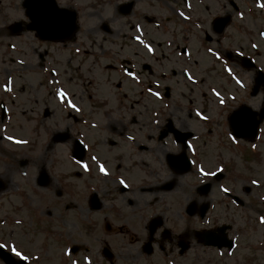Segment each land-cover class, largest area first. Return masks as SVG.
<instances>
[{
	"label": "flooded vegetation",
	"instance_id": "1",
	"mask_svg": "<svg viewBox=\"0 0 264 264\" xmlns=\"http://www.w3.org/2000/svg\"><path fill=\"white\" fill-rule=\"evenodd\" d=\"M1 1L0 35L21 37L10 16L14 8L15 21H26L22 0ZM151 1L161 5L122 0L133 21L119 16L121 60L138 57L130 36L138 27L141 84L124 93L88 84L71 96L75 113L53 108L55 94L40 81L30 91L44 93L19 112L35 124L31 133H5L25 143L0 130V264L3 250L19 264L13 248L24 264H264V173L252 170L249 141L234 139L228 124L254 85L253 75L244 91L242 58L256 62L264 0ZM99 30L111 33L103 22ZM35 44L28 66L44 69L47 42ZM214 64L238 69L228 77L235 93L224 80L217 110L204 97L166 96L161 70ZM215 113L223 130L211 126ZM4 121L0 109V128Z\"/></svg>",
	"mask_w": 264,
	"mask_h": 264
},
{
	"label": "rangeland",
	"instance_id": "2",
	"mask_svg": "<svg viewBox=\"0 0 264 264\" xmlns=\"http://www.w3.org/2000/svg\"><path fill=\"white\" fill-rule=\"evenodd\" d=\"M11 1L19 4V0H6L1 1L2 3H7ZM61 4L65 5H74L77 9L79 18V30L77 32V40L66 44L64 48L48 44L49 53L48 57V68L52 71V75H47V80L51 81V88L55 90L57 87L63 91H72L75 93V97L79 90L87 89L88 82L94 80L97 84L95 88H111L113 86H120L123 88V93L126 86L133 87L135 84L133 81L128 80L123 74V72L116 65V62L113 61V56L118 60L124 53L123 50L119 47L121 43L122 31H121V20H118L117 17L110 15L113 12V6L120 2L121 0H58ZM150 4L161 5L160 2H154L150 0ZM147 12L146 9H139L138 12ZM113 17V19H111ZM20 17L16 16L14 8L12 10V15L10 20L15 21L19 20ZM9 20V21H10ZM103 22L111 28L110 34H104L99 30V24ZM0 29V33H1ZM7 38H4L0 35V85L1 84H11V86L23 85L22 90H29L31 88H39V81H43L42 75H38V68H34V74L29 73L31 69H20L18 66L14 65V57L11 50L15 49L19 44L12 42L11 50L7 53H4V48L2 45L7 43ZM33 43V39H27L26 37L18 40V42L27 41ZM262 45V43H261ZM116 51H119V56L115 54ZM258 52V65L260 69L264 72V61L259 59H264V49H259ZM262 56V57H261ZM20 62H25V59H19ZM134 64H137V60H134ZM263 66H262V65ZM212 75L211 82L216 83L220 88L223 87L224 82H222L223 73L222 68L219 70L216 67H211ZM115 70L117 73L111 72ZM138 70V67H135V71ZM170 69L163 71V74L167 75ZM217 73V75H215ZM117 74V75H116ZM245 77L248 79L247 75ZM107 79V80H106ZM107 81L111 83L108 84ZM14 83V84H13ZM139 83V82H137ZM229 92H233V86L228 87ZM56 92V90H55ZM205 98L213 99L210 91L205 90ZM220 92V91H219ZM44 92H40L43 94ZM193 95L201 97L199 92L194 89L192 91ZM26 95H20L14 102H18L16 105L17 110H14V116L11 121L10 132L19 135L28 134L31 132V129L35 126L32 119L27 116L22 117L19 113L20 106L24 104H29L26 99ZM13 97H15L13 95ZM109 96H107L108 98ZM116 102H119L118 99L122 98L121 94L115 96ZM25 99V101H24ZM262 99V94L257 95L256 99H248L247 103L252 108H257ZM56 102L53 101V104ZM215 107L214 109H216ZM221 120L216 118L215 124L220 123ZM264 132V129H263ZM17 138V137H15ZM14 138V139H15ZM262 141V139H261ZM258 147V144H257Z\"/></svg>",
	"mask_w": 264,
	"mask_h": 264
},
{
	"label": "water",
	"instance_id": "3",
	"mask_svg": "<svg viewBox=\"0 0 264 264\" xmlns=\"http://www.w3.org/2000/svg\"><path fill=\"white\" fill-rule=\"evenodd\" d=\"M43 16L34 15V28L36 29L37 35L40 38H47L50 40L55 39H66V37H70L72 32L74 31V16L62 18L61 21L49 20L47 17L43 20H39L38 18H42ZM42 21V22H41ZM52 22V23H51ZM264 114V113H263ZM248 129L252 134L255 132L256 125L251 120L248 122ZM247 129V130H248Z\"/></svg>",
	"mask_w": 264,
	"mask_h": 264
},
{
	"label": "snow or ice",
	"instance_id": "4",
	"mask_svg": "<svg viewBox=\"0 0 264 264\" xmlns=\"http://www.w3.org/2000/svg\"><path fill=\"white\" fill-rule=\"evenodd\" d=\"M237 83H239V81H237ZM203 118V117H202ZM101 171L103 172V168H101ZM201 174L204 175L205 173H203V171H201ZM255 183V182H254ZM262 223H264V221H261ZM4 248L3 244H0V249ZM12 253L15 257H17L19 260H25L26 257L23 256L20 252L16 251L14 248L12 249Z\"/></svg>",
	"mask_w": 264,
	"mask_h": 264
}]
</instances>
